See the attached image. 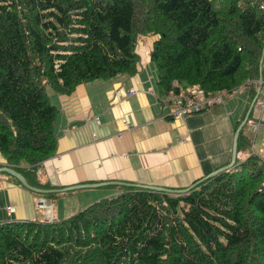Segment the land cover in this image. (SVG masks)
Listing matches in <instances>:
<instances>
[{
	"label": "trees",
	"instance_id": "16d2710c",
	"mask_svg": "<svg viewBox=\"0 0 264 264\" xmlns=\"http://www.w3.org/2000/svg\"><path fill=\"white\" fill-rule=\"evenodd\" d=\"M149 36L163 96L174 81L206 96L251 81V104L264 79V0H0L6 166L47 189L33 179L56 150L48 93L135 75ZM193 184L164 194L125 183L57 222H0V264H264V163L243 129L233 167Z\"/></svg>",
	"mask_w": 264,
	"mask_h": 264
},
{
	"label": "crops",
	"instance_id": "0c3cea01",
	"mask_svg": "<svg viewBox=\"0 0 264 264\" xmlns=\"http://www.w3.org/2000/svg\"><path fill=\"white\" fill-rule=\"evenodd\" d=\"M155 40L145 37L140 43L152 46ZM136 50L140 56L138 46ZM149 61L145 60L147 67L137 69L133 76L86 83L69 96L48 93L59 110L56 150L39 165L40 173L33 179L47 188L39 190L108 185L43 198L0 173V222H57L95 201L117 195L118 187L125 183L185 189L231 161L235 131L250 106V89L225 97L223 103L199 114L172 119L176 108L163 102L164 96L152 82L155 68ZM130 91L136 94L129 96ZM249 129L247 124V139ZM256 131L251 153L264 163V116ZM5 167L0 154V168ZM98 189L108 190L92 192ZM40 200H45L51 216L48 208L37 206Z\"/></svg>",
	"mask_w": 264,
	"mask_h": 264
},
{
	"label": "built area",
	"instance_id": "2783aa9c",
	"mask_svg": "<svg viewBox=\"0 0 264 264\" xmlns=\"http://www.w3.org/2000/svg\"><path fill=\"white\" fill-rule=\"evenodd\" d=\"M138 47L141 51V55L139 56L140 61L137 67L139 70L146 67L145 60L149 58L151 46L149 43H146ZM136 53L137 55H139L137 50ZM253 83L257 85V89L259 88V93L254 104V116L249 118L248 124L251 126V129L253 131H256L258 126L260 125L262 117L264 116V79L256 80ZM251 84V81H246L245 83L241 84L231 91H222L210 96H206L202 90L193 87H190L186 93L182 92L183 90L181 89V86H179V84L174 81L172 83V86L174 88H177L178 91L171 92L169 95L164 96L163 102L172 103L175 106L176 109L171 115L172 119H183L186 116L199 114L205 110H209L215 105L223 103L225 97L242 93L246 91L247 88L251 86ZM134 94H136L135 91H130L128 95L132 96ZM39 173L40 170L37 171V174ZM37 206L45 209L48 208L49 215L51 216V209L46 206L45 200H40L39 203H37ZM9 210L10 208H7L8 212Z\"/></svg>",
	"mask_w": 264,
	"mask_h": 264
},
{
	"label": "water",
	"instance_id": "95a60500",
	"mask_svg": "<svg viewBox=\"0 0 264 264\" xmlns=\"http://www.w3.org/2000/svg\"><path fill=\"white\" fill-rule=\"evenodd\" d=\"M264 60V48L262 51V56H261V60H260V65H262ZM258 93H259V88L256 90V94L248 108V111L246 113V116L244 118V120L240 123V125L237 127L236 131H235V135H234V140H233V148H232V156H231V161L229 162V164L221 169L216 170L215 172L209 174V176H213L216 175L218 173H221L223 171H226L230 168L233 167V165L235 164L236 161V157H237V142H238V136L240 131L244 128L245 125H247L248 120H249V114L253 109V106L256 102V99L258 97ZM0 173H6L9 176L15 178L25 189L31 191V192H35L37 194H41V195H50V194H55V193H64V192H68V191H75V190H81V189H93V188H97L100 186H104V185H108V183H101V184H87V185H77L74 187H68L65 188L63 190H53V191H47V190H39L36 188L31 187L30 185H28V183L26 182V180L18 173H16L15 171L11 170L8 167L5 168H0ZM118 185H121L122 183H117ZM197 184H193L188 188H185L183 190H174V189H169V188H162V187H145V186H135V187H139V188H143V189H147L150 191H155V192H160V193H164V194H185L187 192H189L191 189H193Z\"/></svg>",
	"mask_w": 264,
	"mask_h": 264
},
{
	"label": "rangeland",
	"instance_id": "374dc122",
	"mask_svg": "<svg viewBox=\"0 0 264 264\" xmlns=\"http://www.w3.org/2000/svg\"><path fill=\"white\" fill-rule=\"evenodd\" d=\"M138 43H139V41H138ZM140 45H142L141 43H139L138 44V46H140ZM150 63V62H149ZM150 65H151V67L152 68H155V66H154V64H152V63H150ZM147 67V66H146ZM149 67V66H148ZM156 71L157 70H154V74H152V82H153V84L155 83L156 84V80H157V74H156ZM182 90H185V89H187L188 88V86L186 85V84H182ZM250 87H248L247 89H249ZM256 88V87H255ZM253 108H254V106H253ZM253 110V109H252ZM246 128H247V125H245V127H244V129H243V132H245L246 131ZM258 134V132L257 131H253L252 129H249V133H248V135H249V141H251L250 143H251V146L253 147V142L255 141V137H257L256 135ZM256 149H258L259 150V148H258V144H256ZM263 151H264V149H263ZM254 155H255V153H253ZM257 156V155H256ZM262 156L264 157V152H262ZM260 160L261 161H263L262 160V158H260ZM107 190L108 189H98V190H93L92 192H94V193H101V192H107ZM68 218V217H67Z\"/></svg>",
	"mask_w": 264,
	"mask_h": 264
},
{
	"label": "clouds",
	"instance_id": "9594fccd",
	"mask_svg": "<svg viewBox=\"0 0 264 264\" xmlns=\"http://www.w3.org/2000/svg\"><path fill=\"white\" fill-rule=\"evenodd\" d=\"M257 90V89H256Z\"/></svg>",
	"mask_w": 264,
	"mask_h": 264
}]
</instances>
